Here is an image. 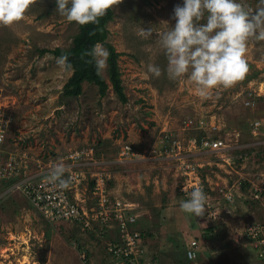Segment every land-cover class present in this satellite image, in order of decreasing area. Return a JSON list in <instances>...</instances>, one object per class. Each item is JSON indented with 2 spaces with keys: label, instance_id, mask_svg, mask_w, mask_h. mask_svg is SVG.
I'll use <instances>...</instances> for the list:
<instances>
[{
  "label": "rangeland",
  "instance_id": "obj_1",
  "mask_svg": "<svg viewBox=\"0 0 264 264\" xmlns=\"http://www.w3.org/2000/svg\"><path fill=\"white\" fill-rule=\"evenodd\" d=\"M244 2L253 9L257 6V0ZM182 3L113 0L108 43L120 54L118 65L127 98L123 103L111 87L108 64L101 72L109 84L105 97L89 83L83 84L79 97L64 95L73 72L62 70L54 55L40 52L69 51L80 25L61 16L55 0H30L21 20L0 25V88L7 97L11 120L7 148L16 157L26 155L32 174L38 161L43 166L66 164L63 160L70 153L101 151L98 160L111 161L107 170L117 173L109 181H113L109 197L134 209L141 227L153 228V239L147 243L153 252L160 249V264H261L245 227L264 226V40L249 41V71L243 79L212 90L207 99L200 97L187 76L172 80L164 71L167 59L159 33L174 26V7ZM142 27H151L153 35L142 36ZM149 64L161 67L159 77L147 71ZM247 102L252 104L247 107ZM189 121L194 129H188ZM258 122L262 126L254 135ZM202 134L226 138L234 149L224 153L190 150L189 140L200 139ZM175 141L186 150L181 154L199 166L196 176L185 177L183 165L188 161L164 153L163 148ZM127 145L139 156L117 164ZM90 178L76 190L83 199L92 196ZM245 180L254 186L260 182L263 193L256 199L252 187V195L247 191L245 198L235 199L233 207L221 198L217 205L215 195L220 220L213 221L206 212L196 217L180 208L184 188L189 191V186L203 182L214 192L228 183L243 195L239 186ZM7 185L0 189V196ZM8 193L0 199V264H108L107 239L99 238L97 230L89 233L73 224H50L21 193ZM194 240L200 252L188 261L187 243ZM74 244L87 250L86 262Z\"/></svg>",
  "mask_w": 264,
  "mask_h": 264
},
{
  "label": "built area",
  "instance_id": "obj_2",
  "mask_svg": "<svg viewBox=\"0 0 264 264\" xmlns=\"http://www.w3.org/2000/svg\"><path fill=\"white\" fill-rule=\"evenodd\" d=\"M6 98L0 88V189L10 181H13V183L10 186H5V191L1 193L0 199L2 196L8 195V191L11 193L19 192L39 210L43 218L50 224H73L83 232L97 230L99 232L98 235L101 236L99 238L103 239L104 233L112 234L111 232H114V237L106 240L105 245L108 264H159L157 255L150 251L147 243L149 237L147 235L145 237L144 231L138 227L139 214H136L134 209L129 208L121 201L115 202L109 197L108 182L113 179V173L109 172L107 167L112 162L98 160L93 149L70 153L63 160L66 162L64 165L67 168L65 175H70L72 178L66 188H60L50 183L48 179L49 171L54 163L43 166L38 161L37 171L32 174V172L28 171L26 155L16 157L8 151V132L11 120L8 118L9 108L6 104ZM251 104V102H247L246 106L249 107ZM199 125V129H202L204 123L200 122ZM193 126V121H189L187 124L188 129H194ZM261 126V122L254 125V135L257 130H260ZM234 136L236 142H238L240 134L238 133ZM165 140L171 141L168 137ZM188 143L190 150L199 149L210 153H224L234 149L231 141L221 137L205 136L201 139L193 137ZM183 149L186 151L180 141H175L172 146H165L163 151L168 158L180 156L183 160L188 161V164L183 165L185 177L191 176L192 173L196 176L195 172H197L199 166L194 167L196 164H193L181 154ZM137 156L139 154L135 152L134 148L127 145L125 151H121L115 161L117 164H123ZM244 158L243 156L241 157L242 160H246ZM89 172H92L91 178L89 177ZM88 178L94 183V189L93 191L91 190L93 197H85L83 199L84 197H79L76 190L78 191L79 185L86 182ZM249 183L254 188V196L257 199L263 193L260 182H255L256 186H254L252 181ZM196 186H202L207 194L205 212L208 218L213 219V221L221 219L219 208L215 205L214 200L219 205L221 198L223 204L233 207L235 199L246 197L234 191L236 185L231 186L228 183L219 186L214 192L203 182H199ZM240 187L241 184L239 190ZM193 188L189 186V191L185 188L182 190L184 199L188 198ZM214 196L215 199L213 200ZM245 232L259 259L264 262V226L258 224L247 225ZM74 245L76 249H80L77 244ZM198 248V242L192 241L190 249L187 251V257L190 261L197 258ZM78 252L81 261L86 262L88 259L87 250L81 248Z\"/></svg>",
  "mask_w": 264,
  "mask_h": 264
},
{
  "label": "clouds",
  "instance_id": "obj_3",
  "mask_svg": "<svg viewBox=\"0 0 264 264\" xmlns=\"http://www.w3.org/2000/svg\"><path fill=\"white\" fill-rule=\"evenodd\" d=\"M55 4L56 11L68 21L86 25L98 23L112 7L113 0H55ZM29 5L30 0H0V25L9 26L21 20ZM173 18L174 26L164 22L168 28L159 33L160 47L167 59L164 71L172 80L187 76L196 85L197 94L205 99L212 90L228 88L243 79L249 71L246 57L249 41L264 40V0H257L254 9L244 0H183L182 5L174 7ZM140 34L150 37L153 30L142 27ZM84 55L99 75L107 67L110 53L97 42ZM56 63L64 71L73 70L67 54L58 57ZM147 71L159 77L162 69L149 64ZM66 172L63 163L54 164L48 174L50 183L68 187L72 178ZM206 202L203 187L196 186L180 202V208L200 217L205 213Z\"/></svg>",
  "mask_w": 264,
  "mask_h": 264
},
{
  "label": "trees",
  "instance_id": "obj_4",
  "mask_svg": "<svg viewBox=\"0 0 264 264\" xmlns=\"http://www.w3.org/2000/svg\"><path fill=\"white\" fill-rule=\"evenodd\" d=\"M113 18H114V13L113 10L110 8L105 16L99 18L98 23L96 24L89 23L86 25H80V33L75 37L73 41V47L69 51H65L61 48H58L56 50L45 49L40 52L41 55H45L49 53L54 55L56 58L60 57L63 54L68 55L69 61L73 65V70H72L73 73L71 78L68 80V82L64 87L65 96L71 98L81 96L83 94L84 83H89L97 86L99 89L100 97L103 98L106 96L107 91L109 89L108 82L101 75V73L99 75L97 74L94 64L89 63L88 62L89 58L84 55L86 50L91 49L94 44L100 42L108 49L110 53L107 64L109 67L108 71H109V80L111 83V87L115 92V94L119 97L121 102L123 103L127 102V98L124 93L123 82L121 79V72L118 65V58L120 54L116 52L115 48L111 44L108 43L109 31L107 28V24L110 21H112ZM203 137H205L204 134H202L201 138ZM213 137L216 138L215 136ZM95 155L97 159H100L102 157V152L97 151ZM12 183L13 181L8 182L7 186H10ZM93 189H94V183L92 182L91 190L93 191ZM240 190L242 191L243 195L246 196L248 195L247 191L250 193L252 192V186L249 182L243 181L241 183ZM88 232L91 233L92 231H88ZM143 233L145 234V237L147 236L152 237V232H149L148 230L144 231ZM103 235L107 240H110L113 237L109 233H104ZM205 237H209V236H205ZM199 252L200 250L198 251V254ZM186 259L189 261L187 255H186Z\"/></svg>",
  "mask_w": 264,
  "mask_h": 264
},
{
  "label": "crops",
  "instance_id": "obj_5",
  "mask_svg": "<svg viewBox=\"0 0 264 264\" xmlns=\"http://www.w3.org/2000/svg\"><path fill=\"white\" fill-rule=\"evenodd\" d=\"M114 174H115L116 176H114ZM113 176H114V177H117V173H116V172H113ZM113 179H114V178H113ZM112 184H113V181L108 182V189H109V186L112 187ZM109 190H110V189H109ZM109 192H110V191H109ZM140 222H141V220H140ZM138 227H141V223H140V225H139ZM140 229H143V230H147V229H148L149 232H152V231H153V228H150V227H148V226H147V228H146L145 225H143ZM151 230H152V231H151ZM155 231H156V230H155ZM196 237H197V238H200L199 235H197V234H196ZM149 238H150L149 240L151 241V239H153V236H152V237L149 236ZM190 242H191V241H190ZM148 244H149V243H148ZM189 245H190V243L188 242V243H187V247H186L187 249H186V250H188ZM149 248H150V247H149ZM158 249H159V248L156 247V249L154 250V252H155L156 254H160V253L158 252ZM167 249H168V247H167ZM150 250H151V249H150ZM159 250H160V249H159ZM151 251H152V250H151ZM166 251H167V252H165V253H168L169 250H166ZM258 259H259V258H258ZM261 261H262V260H261ZM262 263L264 264L263 261H262ZM262 263H261V264H262Z\"/></svg>",
  "mask_w": 264,
  "mask_h": 264
}]
</instances>
